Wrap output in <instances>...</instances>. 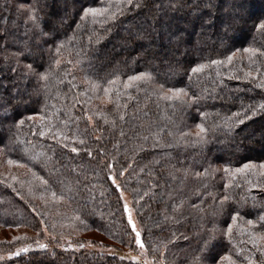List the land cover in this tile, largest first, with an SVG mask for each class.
I'll return each mask as SVG.
<instances>
[{
	"label": "trees",
	"instance_id": "obj_1",
	"mask_svg": "<svg viewBox=\"0 0 264 264\" xmlns=\"http://www.w3.org/2000/svg\"><path fill=\"white\" fill-rule=\"evenodd\" d=\"M213 2L0 0V112L10 118L0 131V236L16 232L0 238V264H141L60 248L70 237L134 249L111 173L132 197L151 258L260 260L264 240L252 239L264 230L247 221L264 215V111L248 109L264 104V0ZM109 5L84 17L85 7ZM209 11L217 26L201 28ZM50 29L55 46L41 36ZM177 30L183 42L170 43Z\"/></svg>",
	"mask_w": 264,
	"mask_h": 264
},
{
	"label": "snow or ice",
	"instance_id": "obj_2",
	"mask_svg": "<svg viewBox=\"0 0 264 264\" xmlns=\"http://www.w3.org/2000/svg\"><path fill=\"white\" fill-rule=\"evenodd\" d=\"M125 2L127 4H133L134 0H125ZM137 3H139V0H136ZM209 8L215 7L213 0H208V4L206 5ZM110 5L107 8L104 7H85L83 9L84 12V17H88L89 15H91L93 18L97 17V16H101V15H105L107 13H109L110 11ZM120 11H122V9H120ZM205 15L207 16V19H205ZM114 18V17H112ZM198 19L201 21V28L207 27V26H217L216 21H214L212 19V14L209 11L206 14H201ZM233 20H235V17L232 18ZM61 23H63V18L61 19ZM219 26H223V27H231L230 24H227L224 20H219ZM259 28L261 29L262 32H264V23H261L259 25ZM42 37H48L51 39L52 44L55 46L56 45V36H55V30L54 29H50L48 32H42L41 33ZM173 40H175L177 43L179 42H183L184 37L183 34L181 32H179V30H177L176 32H171L169 35V42L171 43ZM48 40H44V43H47ZM42 51V50H41ZM245 51H251L254 52L255 50L253 49H245ZM60 52V47H56V53L58 54ZM228 61L231 62L232 60V56H228L227 57ZM57 63H59V61H56ZM213 64L217 63L216 61H212ZM203 65H200L198 67H194L192 68V72L193 73H197L201 70V68H203ZM30 70L32 72H35V69H31V66H29ZM37 75H39V73H36ZM145 73H141L140 76L143 77L145 76ZM140 77H136V76H130L128 79L131 80H136L139 79ZM127 87V85H126ZM105 91H108V89H105ZM170 91L174 92L175 94H179V93H183L184 89L182 88H176V89H170ZM186 95V93H185ZM169 99H171V97H168ZM3 107V106H0ZM248 111L252 112V115L255 116L257 111H264V104L260 105L259 108H256L255 106L250 107L248 109ZM237 117V122L240 124H243L245 122V120L249 119L250 117L248 116L247 112H244L243 114V119L240 118V113H236L235 114ZM3 119H8V117H4ZM89 119H91V117H89ZM21 123H23V121H21ZM200 131L203 132L204 128L203 125H200ZM40 135H44L43 132L40 133ZM72 152H78L79 149L76 147H73L71 149ZM89 155H91V153H89ZM250 166L248 164L244 165V168L247 169ZM261 167H264V165H262ZM109 168H111V165H109ZM239 171V169L237 170ZM112 183L114 185H116L117 189H120V185L116 183V179L114 176L110 177ZM121 195H123V193H121ZM229 198L227 196L223 197V201H227ZM223 206V204L221 205V207ZM123 209L126 213H128V223L132 225V231L135 232V242L137 245H139L141 248L144 247L143 243L141 242V233L139 231L136 230V225L132 220V216L131 213L129 211V205L127 203H124L123 205ZM240 216V211L239 210H235L234 214L231 216V219L233 222H235L237 220V218ZM247 224L249 226H251V228L256 229L257 226L259 225V228L264 230V215H261L258 217L257 221H253L251 219H249L247 221ZM228 233L229 235L232 233V225L229 224L228 226ZM264 240V234L261 233H253V239H252V243L255 245L257 240ZM208 242H205V245L207 246ZM83 245H81L82 247ZM39 247L41 249L46 248V245H39ZM26 251V249H25ZM202 253L204 251V249L200 250ZM259 253H260V260L257 261L255 260L251 255L246 256L245 260L247 262V264H264V247H260L258 249ZM209 257L207 255H201L200 257V264H206V262L208 261ZM212 264H216V258H211ZM219 264H237V260L233 259L232 255H226V256H220L219 257Z\"/></svg>",
	"mask_w": 264,
	"mask_h": 264
},
{
	"label": "rangeland",
	"instance_id": "obj_3",
	"mask_svg": "<svg viewBox=\"0 0 264 264\" xmlns=\"http://www.w3.org/2000/svg\"><path fill=\"white\" fill-rule=\"evenodd\" d=\"M57 1H58L59 6H64L67 2L68 3L74 2V0H57ZM205 19H207V17ZM56 23H58V22H56ZM56 28H57V26H56ZM213 32H215V31H213ZM216 33H221V30L216 31ZM208 34H210L211 37L214 38L215 33H212V31L211 32L209 31ZM8 41H9V39H8ZM9 43H10V45H14V43H11V41L8 42L7 44H9ZM128 51H130V48H128V47H124L121 50V52H123V53L124 52L127 53ZM17 98H18V94L15 97H13V96L11 97L10 96L9 100H11L13 103H15V102H17ZM5 101H6V98L4 97L3 92H0V106L2 104H4ZM1 110H2V107H0V111ZM1 112H0V114H1ZM4 117H8V119H3ZM9 121H10L9 115L7 116V115H4V114H1V118H0V131H1V133H4V130H3L4 126ZM263 124H264V122L260 123V125H258L257 127L260 128ZM258 136H261V135H260V133L256 132V133L250 135L249 139L253 140L254 138H256ZM233 149H237V148L234 147ZM112 176L115 177L114 173L110 174V177H112ZM121 176H123V174ZM115 179H116V183L120 185V189H117V188L116 189L118 190L122 206L124 205V203H127L129 205V211L131 213L132 220H133V222L136 225V230L141 233V228H140V225L138 224V219H137V216L135 214V206L133 205L132 197H131V195L129 193L124 191L123 187L121 186V182L119 181V179H117L116 177H115ZM114 186L116 187V185H114ZM121 193H123V195H121ZM124 214H125L126 221L128 223V213H126L124 211ZM128 225H129L130 232L132 234V239H133V245L132 246L134 248V249H132L130 251L127 250L125 252V250H122V251H119V252L117 251L116 252V249L113 248L112 246H109V245H105V244L103 246L97 245L92 240L90 242L88 241V242H85V243L84 242L73 241V240H71L70 237L61 239L60 248L67 249V250H76V251H79V250H93V251H97V252H100V253H103V254H109V255L110 254H115V255H119L120 257H123V256L124 257H129L133 261L141 263V264H164L161 260H158V259L156 260L155 258H151L150 257V255H149V253L147 251L148 248L146 247V244H145L144 240H142V235H141V242L143 243L144 247L141 248L139 245L136 244V242H135V232L132 231V225L129 224V223H128ZM7 232H9V231H7ZM10 232H11L10 234H7V233L3 234L4 237L0 236V238H2V239L6 238L7 240H9L16 233L14 231H10ZM97 243H99V242H97ZM41 244L45 245V241L37 243L36 246H26V247H23V248L20 247L17 250H15L12 254H7L3 258H9V257H12L14 254L17 255V254H20V253L28 252L29 250H32V249L40 248L39 245H41ZM81 245H83V246L81 247ZM25 249H26V251H25Z\"/></svg>",
	"mask_w": 264,
	"mask_h": 264
}]
</instances>
